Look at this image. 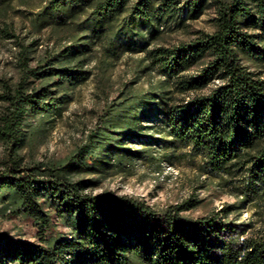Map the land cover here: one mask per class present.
Wrapping results in <instances>:
<instances>
[{
    "label": "trees",
    "instance_id": "16d2710c",
    "mask_svg": "<svg viewBox=\"0 0 264 264\" xmlns=\"http://www.w3.org/2000/svg\"><path fill=\"white\" fill-rule=\"evenodd\" d=\"M209 6L216 12L213 31L169 46L145 42L140 70L156 73L157 82L143 91L127 87L109 101L63 163L21 165L26 117L64 110L69 90L90 75L84 67L95 45L106 68L132 49L143 29L153 35L157 23L183 14L196 19ZM33 21L39 30L66 31L69 44L34 66L24 53L18 85L1 95L8 106L0 117L7 150L0 195L42 232L49 224L46 208L68 232L44 245L0 232V264H264V229L238 220L244 204L264 194V76L241 60L264 63V0H44ZM30 77L46 83L29 90ZM153 120L160 122L161 137L144 132ZM126 140L162 144L171 154L163 153L159 163L199 158L200 174L237 177V201L190 217L183 212L198 204L196 197L156 209L139 197L89 192L90 180L71 178L123 159H153Z\"/></svg>",
    "mask_w": 264,
    "mask_h": 264
},
{
    "label": "rangeland",
    "instance_id": "374dc122",
    "mask_svg": "<svg viewBox=\"0 0 264 264\" xmlns=\"http://www.w3.org/2000/svg\"><path fill=\"white\" fill-rule=\"evenodd\" d=\"M44 0H0V117L6 112L8 103L1 98L10 86L16 88L21 79V59L24 53L29 64L36 62L69 44V34L60 29L45 27L37 29L33 21L35 14L43 6ZM213 6L207 7L196 19H166L155 25L157 31L149 36L143 29V37L134 39L131 50L123 52L119 58L110 61L105 68L100 62L102 50L95 45L85 69L89 77L68 92L67 102L60 114H29L25 120L24 143L18 150L21 165L26 167L57 165L80 145L102 115L104 106L117 98L125 88L143 91L157 82L156 73L140 70L145 63L143 45L148 40L151 45H173L188 41L198 31L215 29ZM242 62L251 70L264 76V63L241 56ZM44 80L28 78L27 88L31 90L45 85ZM54 88V87H51ZM207 90V89H206ZM60 92H55L57 96ZM182 97L184 95L178 94ZM145 133L158 132L160 122L153 120L144 125ZM126 146L143 149L152 158L135 160L123 159L121 165L114 164L105 171L93 173H72V179L90 180L89 192H114L130 195L147 201L156 209L179 202L188 197L199 199L198 204L184 215L197 217L208 214L224 204L236 202L233 186L237 177L225 174L202 175L198 170L199 158L171 157L159 163V157L168 153L162 144L145 146L140 140H126ZM178 150L175 153L181 154ZM7 162V150L0 140V170ZM160 164V167L157 164ZM232 179V180H230ZM9 199L0 195V232L12 239L29 243L45 244L58 234H67L68 228L61 223L53 211L49 213V224L42 232L33 218L23 209L9 204ZM239 221H249L253 230L264 229V194L261 198L245 203L238 214ZM8 264H14L12 262Z\"/></svg>",
    "mask_w": 264,
    "mask_h": 264
}]
</instances>
